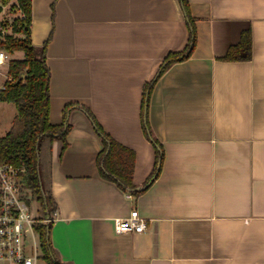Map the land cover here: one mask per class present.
I'll return each mask as SVG.
<instances>
[{"label": "crops", "instance_id": "obj_1", "mask_svg": "<svg viewBox=\"0 0 264 264\" xmlns=\"http://www.w3.org/2000/svg\"><path fill=\"white\" fill-rule=\"evenodd\" d=\"M197 45L143 96L171 52L189 44L180 0H33L32 41L47 44L50 121L71 125L68 147L43 144L63 264H264V0H188ZM249 60H223L244 31ZM2 67V65L0 66ZM85 108L136 152L139 195L104 178V148ZM140 234H118L132 210ZM45 260V259H44ZM47 264L46 260L38 264Z\"/></svg>", "mask_w": 264, "mask_h": 264}, {"label": "trees", "instance_id": "obj_2", "mask_svg": "<svg viewBox=\"0 0 264 264\" xmlns=\"http://www.w3.org/2000/svg\"><path fill=\"white\" fill-rule=\"evenodd\" d=\"M190 29L187 48L181 52H171L160 66L156 78L146 85L143 98V128L146 136L157 148V165L154 173L145 183L147 189L159 177L164 151L162 145L153 138L149 124V104L156 81L176 62L191 57L197 45L195 18L192 16L188 0H180ZM33 0H0V15L9 8L10 18L0 21V52L8 58L9 79L0 90V102L14 103L17 114L9 132L0 137V162L12 163L26 169V183L31 188L32 200L39 203L44 216H51L57 209L50 185L44 183L41 173L40 152L46 140L64 142L68 147L67 135L71 125L66 121L54 125L50 121V80L51 71L47 64V44L37 48L32 41ZM16 14V15H15ZM23 52L22 57H15ZM12 56V57H11ZM252 57V34L244 31L238 43L232 45L223 60H249ZM94 124L96 132L103 140L104 148L98 157L102 176L116 182L120 187L139 195L134 184L136 152L111 137L100 125L93 112L85 108ZM40 239L43 257L47 264L61 263L51 242V226L41 225Z\"/></svg>", "mask_w": 264, "mask_h": 264}, {"label": "built area", "instance_id": "obj_3", "mask_svg": "<svg viewBox=\"0 0 264 264\" xmlns=\"http://www.w3.org/2000/svg\"><path fill=\"white\" fill-rule=\"evenodd\" d=\"M6 59L7 53L1 51L0 66ZM25 177V168L0 162V264L44 261L39 227L51 226L58 216L57 210L51 216L33 215L35 201ZM114 226L118 234H140L147 229L148 220L134 209L128 217L116 218Z\"/></svg>", "mask_w": 264, "mask_h": 264}, {"label": "rangeland", "instance_id": "obj_4", "mask_svg": "<svg viewBox=\"0 0 264 264\" xmlns=\"http://www.w3.org/2000/svg\"><path fill=\"white\" fill-rule=\"evenodd\" d=\"M11 16H13V14H10L9 8L6 7L4 13L0 15V21L4 19L6 20L7 17L10 18ZM22 56H23V52H17L15 54V57L20 58ZM8 58H10V56ZM7 63H8V59H6L5 63L2 65V67H0V90L4 87L6 81L9 79V76L7 74V66H8ZM16 114H17V108L14 103L0 102V137L5 136L9 132V130L13 125V120ZM46 163H47V158L43 146L40 152V165H41L42 175H43V171L46 169V165H47ZM42 214L43 213L40 204L35 202L33 215L35 217H41ZM41 252L42 249H40V254Z\"/></svg>", "mask_w": 264, "mask_h": 264}]
</instances>
